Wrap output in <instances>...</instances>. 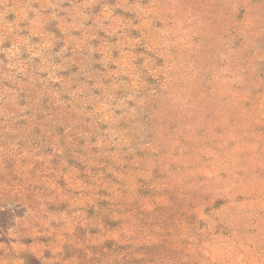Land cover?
Instances as JSON below:
<instances>
[{
	"label": "rangeland",
	"instance_id": "obj_1",
	"mask_svg": "<svg viewBox=\"0 0 264 264\" xmlns=\"http://www.w3.org/2000/svg\"><path fill=\"white\" fill-rule=\"evenodd\" d=\"M0 264H264V0H0Z\"/></svg>",
	"mask_w": 264,
	"mask_h": 264
}]
</instances>
